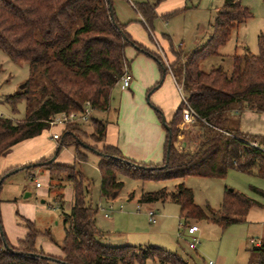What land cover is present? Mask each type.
Returning <instances> with one entry per match:
<instances>
[{
  "label": "trees",
  "instance_id": "obj_1",
  "mask_svg": "<svg viewBox=\"0 0 264 264\" xmlns=\"http://www.w3.org/2000/svg\"><path fill=\"white\" fill-rule=\"evenodd\" d=\"M113 1L0 0V51L14 63L28 64L32 74L38 73L44 80V84L33 91L38 96L30 93L28 80L26 91L5 99L12 111H16L20 101H26L31 109H27L24 119L17 122L0 116V159L14 146L41 135L48 129L49 119L56 114L79 111L85 102L90 103L95 113H107L112 91L130 66L125 57L127 47L133 46L138 53L152 58L163 75L168 72L157 50L148 51L132 41L126 32L128 24H121L115 18ZM163 1L146 0L135 6L142 18L140 23L152 42L156 8ZM184 10L170 12L161 18L168 20ZM250 17L248 8L239 0H223L210 37L200 48L181 55L168 36L163 35L168 41L165 50L156 41L164 57H172L171 62L166 59L171 74L182 85L187 104L199 118L195 123L200 131L196 146L184 150L176 147L182 102L170 122H165L169 132L165 130L164 158L158 165L136 163L123 157L116 147L104 144L106 122L99 119L90 122L92 132L88 136L94 144L100 145L99 148L83 141V137L87 138L83 131L85 125L69 124L61 129L58 150L74 147L76 163L87 162L81 148L97 155L101 199L114 201L118 197L123 187L118 180L120 176L140 181L183 180L188 176L224 179L228 171L234 169L264 180V136L244 134L239 129V117L244 111L264 114V38H258L256 55L247 52L232 58L229 74L221 68L208 72L199 68L200 61L217 55L231 32ZM153 108L164 127L161 112ZM51 159L8 169L0 180L4 178L3 183L15 170L44 165L50 176L62 175L71 183L72 204L69 213H63L66 228L59 245L62 258L51 257L37 249L39 232L24 218L26 233L16 246H12L0 219V264H50L56 260L61 264H147L148 261L188 264L175 253L161 248L102 244L101 231L96 226L97 208L87 202L89 187L84 186L85 176L75 165L57 164ZM252 191L264 198V192ZM166 200L176 203L185 219L203 220L223 230L242 223L252 208L261 207L244 194L226 190L219 209L206 208L205 211L194 203L192 190L183 184L174 192L161 190L140 198V202L145 203ZM253 252L257 255L256 264H264V237Z\"/></svg>",
  "mask_w": 264,
  "mask_h": 264
},
{
  "label": "rangeland",
  "instance_id": "obj_2",
  "mask_svg": "<svg viewBox=\"0 0 264 264\" xmlns=\"http://www.w3.org/2000/svg\"><path fill=\"white\" fill-rule=\"evenodd\" d=\"M239 1L240 4L248 8L251 13L250 19L231 32L227 42L218 49L217 55L208 56L200 61L201 71L208 72L213 68H221L226 74H229L234 56H241L247 52L253 55L258 53V38L260 36L264 38V0ZM141 2L142 0H114L113 8L116 16L122 20L121 22L132 20L135 18V13L131 8V3ZM184 3V8H186L184 12H180L168 20L157 17L152 25L153 41L154 43L157 41L164 49L168 41L163 37V34H166L165 26L170 24L169 28H172L169 33L171 44L175 49H178L177 46H181L179 47L181 55L189 54L207 42L212 32L216 12L222 6L223 0H184ZM145 37L150 45H156L150 40L147 32ZM153 52H155L154 49ZM133 60H131L130 68L132 64H135ZM154 64L158 74L156 81L158 86L154 87L153 84L149 89L151 91L131 94L128 91L122 92L121 86L117 84L112 91L109 111L101 113L104 115L102 119L106 122V127L114 129L119 127L124 138H128L130 134L131 136L134 133L138 134L139 126H149L153 122L147 116L138 113L139 103L142 104L141 107H147L149 110L151 108V111L154 112L153 99L159 93L162 100H167V95L169 98L172 91H176L171 73L168 71L163 75L155 61ZM166 79L167 85H169L167 88L164 87ZM28 80H30V93L37 91L44 84V80L38 73L32 74L28 64L14 63L0 51V116L16 122L24 119L27 109H31L27 106L26 101L17 103L16 111H12L11 105L5 99L26 91L25 85ZM159 90H163V92L161 93ZM33 94L32 96H35L38 93L33 92ZM121 96L124 97L122 104ZM95 115L94 118H96ZM247 117L241 125V130L249 134H264V125L262 124L264 114L251 113ZM240 119L241 117H239ZM85 125L83 131L87 138L83 137V141L92 147L99 148L100 145L94 144L88 139L92 132L90 123ZM194 126L196 125L194 124ZM54 133H60V129L58 127L46 129L40 139L43 143L48 144L49 141H52ZM114 137L116 138L115 135ZM186 139L189 140V137ZM122 150L123 153L124 150ZM178 150L184 149L179 148ZM80 152L87 156V162H75L72 156L74 147H63L55 162L61 165H75L76 170L85 176L84 186L89 187L87 196L89 204L96 207L101 203L102 208L108 205L117 209V212H113L108 219L104 218L103 213L99 210L97 212L96 225L101 231L100 242L102 244L121 246L120 244H123L121 242L127 239L130 246L161 248L175 253L188 264H206L209 260L217 264H256L257 255L253 249L258 243V239L264 236V198L254 193L252 189L264 192L263 179L234 169L229 170L224 179L188 176L183 180L140 181L120 176L118 180L123 183V187L115 201L107 203L99 196L100 175L97 169V155L92 154L86 148H81ZM30 153L24 151L17 157L21 158ZM36 182L40 184L39 188L35 187ZM179 184L192 190L194 203L205 211L206 208L218 210L226 190L244 194L260 203L261 207L252 208L244 218V222L233 224L223 230L203 220L185 219L180 214L179 206L169 200L154 203L140 202V198L146 193L161 190H165L167 193L174 192ZM72 188L71 183L64 176H50L44 165L16 171L6 178L0 189V219L8 242L12 246H16L17 241L23 239L26 233L22 221L24 218L32 222L39 232L37 249L44 254L52 249L50 254L58 256L60 254L59 245L62 243L66 228L63 213L68 214L71 209ZM119 205H122L121 209L118 208ZM149 208L155 211L156 225H151L148 222L146 213ZM119 213L125 217L120 218ZM186 223L195 224L200 229L196 235L199 239L196 250L188 248L192 237L186 234ZM147 264L159 263L148 261Z\"/></svg>",
  "mask_w": 264,
  "mask_h": 264
},
{
  "label": "crops",
  "instance_id": "obj_3",
  "mask_svg": "<svg viewBox=\"0 0 264 264\" xmlns=\"http://www.w3.org/2000/svg\"><path fill=\"white\" fill-rule=\"evenodd\" d=\"M145 1L146 0H142V2H145ZM135 6H136V4L131 3V8L135 13V18H132V20H129L126 22H121L122 20H119V18L116 16L114 8H113L115 18L121 24H128L126 27V32L130 36L132 41L143 46L148 51L153 52V49H154V51H156L157 43L155 45V43L153 41L155 46H153V44L150 45L148 43V40L145 37L146 32L140 23V22H142V18L140 16V14L137 12ZM184 7H185L184 0H165L162 3H160L158 5V7L156 8V15H157V17L161 18L163 15H166L170 12H173L176 10L186 9ZM169 27H170V24L165 26L166 34H163V35H166L170 38L169 33L172 30V28L170 29ZM143 30L145 33L143 32ZM209 37H210V35H209ZM179 47H181V46L180 45L177 46V48H178L177 51L181 53ZM166 48H167V46L164 48V50ZM125 57L128 61H130V63H131V60L134 59L133 63H135V64L134 65L132 64L131 68L129 66V69L127 71H125L128 73V75L130 77V84H129V87L127 89H125V90L121 89L122 92L128 91V92H131V94L133 92H139V93L140 92H146L147 90L150 89L151 85L157 84L156 81L158 79V74L156 73L154 60L152 58L146 56L145 54L138 53L136 48H134L133 46H129L125 49ZM167 59L169 60V62L173 61V59L170 55L168 56ZM141 65H142V68H141ZM172 79H173V76H172ZM173 81H174V79H173ZM118 84L120 85V83H118ZM164 84H165L164 87H166V88L169 87V85H167L168 84L167 79L165 80ZM174 85H175V83H174ZM160 92L162 93L163 90H161ZM125 97H126V95H125ZM123 98L124 97H122V96L120 98L121 104H122ZM153 100H154L153 101L154 107L156 109H158L159 111H161L162 116L165 119V122H170L173 114L176 112V110L178 109V107L181 104V99H180V96L178 95L177 89H176V91H172V93L169 95V98L167 95V100H162L160 93ZM141 105H142L141 103L138 104V108H139L138 113H140L143 116H147V118L153 122L149 126H146V125L139 126L138 134L134 133L132 136L130 134L128 138L122 137V133H121V130L119 127H115V129L113 127H109V128L106 127V135H105V139H104V144L111 145L114 147L116 146V148L120 152L123 149L124 152L123 153L121 152L122 156L129 159V160L138 161L141 163L158 165V164H161L163 162V158H164V144H165V140H166V132H165L164 127L160 124L157 116H155L154 109H153L154 112H152L151 108L149 110L147 107H144V106L141 107ZM120 108H121V106H120ZM251 113L252 114H258V113H254L251 111H245L242 114H240L241 119L239 120V129L244 134H249V133L243 132L241 130V125L245 121V119L248 118L247 117L248 114H251ZM94 114H96L95 115L96 118H94V119L98 118L99 120L104 122L103 121L104 119H102L104 117L103 114H101V113H94ZM256 121H258V120H256ZM262 124L264 125V120H262ZM177 128L180 132L177 136L178 140L176 141L177 149H179V148L186 149V148L191 147V146H196V140H197L199 133H200L199 128L197 126H194V124L193 125H187V124H184L183 121H181V123L179 125H177ZM60 132H61V129H60ZM193 134H194V136H193ZM59 135H60V133H59ZM114 135L116 136V138L114 137ZM249 135L264 136V134H249ZM40 137H41V135H39L36 138L24 141V142H22L16 146H14L8 155L1 158L0 159V176L4 172H6L8 169H13L15 167H21V166H25V165H31V164H33V163H35L41 159H47L49 157H52L51 161L56 163L55 159L58 157V155L62 149L61 148L60 150H58L60 142L54 141L51 138L52 141H49V143L46 144V143L42 142V139H40ZM145 137L147 139H144ZM187 137H189V140L186 139ZM24 151H28L31 153L29 155L23 156L21 158L17 157L18 154H20ZM72 156H73V159L75 160V151H74V153H72ZM36 184H37V182L35 183V187H36ZM39 187H36V188H39ZM104 201L107 203L112 202V201H106V200H104ZM101 206H103V205H101V203L96 205L97 212L99 210L101 213H103V217L106 219L110 218V216L112 215L113 212H115V211L117 212V209H115L114 206L105 205V207H103V208ZM149 206H151V205H149ZM118 208L121 209L122 205H119ZM151 209L152 208L148 209L146 216L148 218L149 224H151V225L155 224L156 225V214H155V211L151 210ZM149 211H154L155 219H154V217L152 218L153 222L150 221V218L148 215ZM106 214H107V216H105ZM119 217L122 218V217H125V215L119 213ZM160 217H162V216H160ZM186 224H187L186 226L195 225V224H189V223H186ZM198 232H200V229ZM197 233H196V235H197ZM196 235H195V237H196ZM263 237H261V238H263ZM261 238L258 239V243L256 244V247H258L260 245ZM121 243H123V244H120L121 246L129 245L128 244L129 240L124 239L123 242H121ZM37 247H38V245H37ZM50 251L46 252L45 254L49 255L51 257L57 258V259L62 258L61 252L58 256H54V255L50 254L51 253ZM52 264H61V263H59V260H56V262H52Z\"/></svg>",
  "mask_w": 264,
  "mask_h": 264
},
{
  "label": "built area",
  "instance_id": "obj_4",
  "mask_svg": "<svg viewBox=\"0 0 264 264\" xmlns=\"http://www.w3.org/2000/svg\"><path fill=\"white\" fill-rule=\"evenodd\" d=\"M157 46V51L161 58L163 59V62L168 69V71L171 73L169 64L166 61L164 54L160 47ZM172 75V74H171ZM174 79V78H173ZM120 86L122 90H125L129 87L130 84V77L127 72H125L120 81ZM175 87L177 89L178 95L180 96L181 102L183 103L184 107L182 109V121L184 124L187 125H193L195 124L199 118L196 115V113L190 108V106L187 104V101L182 93V85L174 80ZM94 111L90 105L89 102H85L82 106V108L79 111H72L69 113H59L51 117L48 121V129L52 127H58L60 129L65 128L69 124H78V125H85L89 124L93 119H94ZM59 133H54L52 134V139L54 141L59 140ZM251 146L256 147L255 143H251ZM40 184L37 183L36 187H39ZM111 208V207H110ZM149 218L150 221L153 222L152 217L154 216L153 211H149ZM107 216V214L105 215ZM186 229V234L190 237H192L191 242L188 243V248L190 250H196L197 246L199 245V239L195 237L196 233L199 231V228L197 225H190V226H185ZM206 264H216L215 262L209 260L206 262Z\"/></svg>",
  "mask_w": 264,
  "mask_h": 264
},
{
  "label": "water",
  "instance_id": "obj_5",
  "mask_svg": "<svg viewBox=\"0 0 264 264\" xmlns=\"http://www.w3.org/2000/svg\"><path fill=\"white\" fill-rule=\"evenodd\" d=\"M162 122L164 123V129H165L167 132H169V127L165 124V119H164L163 116H162ZM169 147H170V141H168L167 153H168V151H169ZM15 172H16V170H15L13 173H15ZM7 176H9V174H8ZM2 181H3V178H1V180H0V186H1ZM230 191H232V190H230Z\"/></svg>",
  "mask_w": 264,
  "mask_h": 264
}]
</instances>
